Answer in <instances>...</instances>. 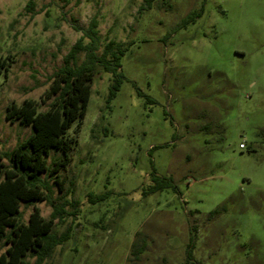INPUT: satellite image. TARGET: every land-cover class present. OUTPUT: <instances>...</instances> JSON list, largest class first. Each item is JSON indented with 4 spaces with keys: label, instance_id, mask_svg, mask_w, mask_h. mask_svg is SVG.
I'll use <instances>...</instances> for the list:
<instances>
[{
    "label": "rangeland",
    "instance_id": "1",
    "mask_svg": "<svg viewBox=\"0 0 264 264\" xmlns=\"http://www.w3.org/2000/svg\"><path fill=\"white\" fill-rule=\"evenodd\" d=\"M165 3L142 11L143 0H0L2 153L32 133L8 108L33 100L49 109L54 74L92 18L101 51L110 41L126 48L117 96L108 103L112 76L98 67L80 131L70 130L78 144L63 191L52 189L73 204L54 228L70 238L43 264H187L191 231L193 264H264V0ZM153 168L177 192L145 195ZM91 193L109 195L90 203ZM35 206L50 217L47 202L22 203L24 223ZM137 232L148 248L134 260Z\"/></svg>",
    "mask_w": 264,
    "mask_h": 264
},
{
    "label": "trees",
    "instance_id": "2",
    "mask_svg": "<svg viewBox=\"0 0 264 264\" xmlns=\"http://www.w3.org/2000/svg\"><path fill=\"white\" fill-rule=\"evenodd\" d=\"M166 1L143 0L141 10L153 9L155 3L157 8H160ZM32 3L30 1V4ZM203 13V7L191 11L171 29L170 33L188 28ZM98 27L99 21L94 17L86 28L80 29L83 35L65 56L64 65L54 74L48 95L54 97V100L47 111L39 112L33 100H25L20 106L12 105L8 108V119L31 126L32 133L10 152H0V174L4 176L0 182V245L7 246L6 251L0 254V264H30L28 258H35V264H43L58 246L70 238L69 230L57 236L54 228L64 222L65 215H70L65 209L66 206L73 204L63 196L58 197V200L52 198L54 185L63 191L65 180L61 172L68 168L71 152L78 144L77 137L70 136V130L76 126V133L80 131L98 67L112 76L108 103L117 96L125 79L121 60L126 48L120 43L110 41L101 51ZM82 54L84 59L80 62ZM8 61L0 60V79L3 74L6 76L9 70ZM156 148L153 147L152 150ZM52 152L61 155L49 163L47 157ZM5 159L9 161V166L3 163ZM151 181L152 184L143 192L145 195L167 189L177 192L173 177L161 176L155 168L152 170ZM108 195L109 193L101 195L91 193L88 197L90 203H97L105 200ZM42 202L52 206L50 217H43L40 209L35 206L28 222L24 223L21 220L22 203L33 205ZM192 232L187 250V264H193ZM132 247L134 260H138L139 255L147 251L148 240L141 232L136 233Z\"/></svg>",
    "mask_w": 264,
    "mask_h": 264
},
{
    "label": "built area",
    "instance_id": "3",
    "mask_svg": "<svg viewBox=\"0 0 264 264\" xmlns=\"http://www.w3.org/2000/svg\"><path fill=\"white\" fill-rule=\"evenodd\" d=\"M240 147H241V148H244V144H240Z\"/></svg>",
    "mask_w": 264,
    "mask_h": 264
}]
</instances>
